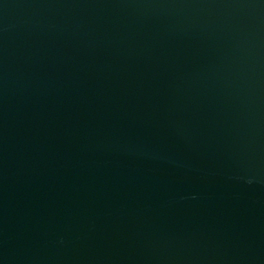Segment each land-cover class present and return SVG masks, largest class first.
<instances>
[{"label":"water","instance_id":"obj_1","mask_svg":"<svg viewBox=\"0 0 264 264\" xmlns=\"http://www.w3.org/2000/svg\"><path fill=\"white\" fill-rule=\"evenodd\" d=\"M0 264H264V0H0Z\"/></svg>","mask_w":264,"mask_h":264}]
</instances>
